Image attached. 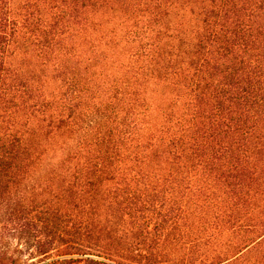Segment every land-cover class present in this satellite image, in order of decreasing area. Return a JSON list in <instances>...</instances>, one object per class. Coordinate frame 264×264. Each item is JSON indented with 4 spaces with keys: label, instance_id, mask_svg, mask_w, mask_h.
<instances>
[{
    "label": "trees",
    "instance_id": "1",
    "mask_svg": "<svg viewBox=\"0 0 264 264\" xmlns=\"http://www.w3.org/2000/svg\"><path fill=\"white\" fill-rule=\"evenodd\" d=\"M264 264V0H0V260Z\"/></svg>",
    "mask_w": 264,
    "mask_h": 264
},
{
    "label": "rangeland",
    "instance_id": "2",
    "mask_svg": "<svg viewBox=\"0 0 264 264\" xmlns=\"http://www.w3.org/2000/svg\"><path fill=\"white\" fill-rule=\"evenodd\" d=\"M36 261V262H35ZM48 261H50V259H48V260H45V261H41V262H39L38 260H34V264H43V262H48ZM0 264H10L9 262H7V261H5V260H0Z\"/></svg>",
    "mask_w": 264,
    "mask_h": 264
}]
</instances>
